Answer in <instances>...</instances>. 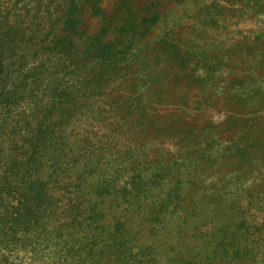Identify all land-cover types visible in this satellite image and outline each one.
Segmentation results:
<instances>
[{
	"label": "rangeland",
	"instance_id": "rangeland-1",
	"mask_svg": "<svg viewBox=\"0 0 264 264\" xmlns=\"http://www.w3.org/2000/svg\"><path fill=\"white\" fill-rule=\"evenodd\" d=\"M262 1L0 0V264H264Z\"/></svg>",
	"mask_w": 264,
	"mask_h": 264
},
{
	"label": "crops",
	"instance_id": "crops-1",
	"mask_svg": "<svg viewBox=\"0 0 264 264\" xmlns=\"http://www.w3.org/2000/svg\"><path fill=\"white\" fill-rule=\"evenodd\" d=\"M189 2L195 3L196 6H191L190 10H186L185 12H180L178 13L177 11L175 12H171L170 16H161V19H165L166 22H169V30H170V39L168 38H164L163 36L159 39V41H164L166 44H169L171 47V53H172V57H173V50L176 49V47L178 48V44L180 41H186V42H192V40L194 39H189V37L193 36L195 34V31L193 32V24L197 23L198 21H202L201 25L206 26L208 25L209 27H214V20L216 19H222V18H234L237 19L239 17H241L240 14H242V11H240L239 15L236 14V11H238V4H241L243 2H250L251 4L253 2L259 1L260 2V7H262V0H188ZM230 2H233L235 4L234 8H233V16L230 17L231 13H227L231 10V5ZM208 3V4H205ZM228 4V11H226V6ZM237 4V5H236ZM235 7L236 11H235ZM241 6L240 9L241 10ZM260 13L263 14L264 11L263 9H260ZM171 19V20H170ZM189 26V27H188ZM220 27H217V32L214 30L212 32H216L218 33L217 36L218 39H223L226 35L230 34L227 32H221L220 31ZM197 32H201V31H197ZM233 34L236 33V31L232 32ZM220 35V36H219ZM164 39V40H163ZM189 39V40H188ZM138 42V41H137ZM150 49H153V47H149V46H145L142 47V45H140L139 43L137 44L136 48L132 49V59H137V61L140 62V64L146 66L151 65L154 67H167V66H172V62H169L168 60H166L163 56H159V55H155L152 52L155 51V49L149 51ZM159 94H161V96H165L168 95L167 92H163V90H161V92H159ZM157 93V95H159ZM181 94H187L190 95L189 91L186 89L183 93ZM170 95V100L174 101V102H178L181 101V97L177 96L173 93H169ZM197 94H192L190 97L192 98L191 101H188L189 104L185 105L183 107V109L189 111L190 109H192L191 107L193 106V102H197V106H195L197 109H202L204 107H207L206 102L203 100H200V102L198 103L199 97H197ZM220 98H222V95L218 96ZM225 99V96L224 98ZM185 111V112H187ZM192 111V110H191ZM184 119H187L186 117H184Z\"/></svg>",
	"mask_w": 264,
	"mask_h": 264
},
{
	"label": "trees",
	"instance_id": "trees-1",
	"mask_svg": "<svg viewBox=\"0 0 264 264\" xmlns=\"http://www.w3.org/2000/svg\"><path fill=\"white\" fill-rule=\"evenodd\" d=\"M137 218H139V217H137ZM135 219H136L135 217H132L131 219L129 217H125L124 220L121 223L120 231L122 233H128L130 231H133L134 233H136L134 226H132V224L135 221ZM196 227L197 226H193V229H195ZM147 236H151L150 233H148ZM188 246L189 245H187V247Z\"/></svg>",
	"mask_w": 264,
	"mask_h": 264
},
{
	"label": "bare ground",
	"instance_id": "bare-ground-1",
	"mask_svg": "<svg viewBox=\"0 0 264 264\" xmlns=\"http://www.w3.org/2000/svg\"><path fill=\"white\" fill-rule=\"evenodd\" d=\"M137 1V0H136ZM140 2V1H139ZM137 4V3H136ZM166 11V10H165ZM162 15V14H161ZM171 20V19H170ZM147 25V24H146ZM146 27V26H145ZM149 31V30H148ZM126 38V37H125ZM125 45V44H124ZM106 49V48H105ZM109 60V59H108Z\"/></svg>",
	"mask_w": 264,
	"mask_h": 264
}]
</instances>
